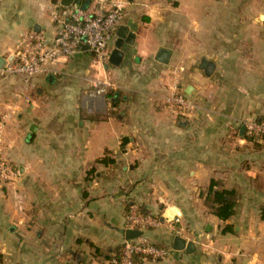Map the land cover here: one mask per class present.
Wrapping results in <instances>:
<instances>
[{"label":"crops","instance_id":"crops-1","mask_svg":"<svg viewBox=\"0 0 264 264\" xmlns=\"http://www.w3.org/2000/svg\"><path fill=\"white\" fill-rule=\"evenodd\" d=\"M54 1L0 0V58L30 31L54 36ZM119 26L134 39L118 66L94 67L82 47L56 74L0 76L1 154L16 170L0 185V264H107L131 205L169 249L138 264H264V140L242 131L264 119V0H128ZM173 70L198 106L187 119L162 104ZM104 77L115 89L86 100ZM212 181L237 194L225 221L204 201ZM176 236L194 249L173 250Z\"/></svg>","mask_w":264,"mask_h":264},{"label":"built area","instance_id":"built-area-1","mask_svg":"<svg viewBox=\"0 0 264 264\" xmlns=\"http://www.w3.org/2000/svg\"><path fill=\"white\" fill-rule=\"evenodd\" d=\"M128 0H88L87 6L81 5L55 9L51 20L55 34L47 39L42 33L30 31L18 41L14 54L5 60L0 68V76H22L30 79L38 75L56 74V67L80 52L82 47L93 58V66L104 70L110 56L109 43L115 37ZM84 39V41H82ZM173 70V83L168 93L162 97L166 109L181 118H189L198 112V106L191 101L178 85V73ZM109 78H94L85 92V99H103L114 90ZM7 115H0V185L8 184L16 177L15 168L1 154L2 131ZM244 135L254 141L264 136V119L246 120ZM128 229L144 232L148 227H157L160 222L155 218L139 214L136 206L131 205L126 214ZM175 222L178 217L175 216ZM169 249L159 246L145 236L124 240L118 255H112L107 264H138V261L166 258ZM137 260V261H136Z\"/></svg>","mask_w":264,"mask_h":264},{"label":"water","instance_id":"water-1","mask_svg":"<svg viewBox=\"0 0 264 264\" xmlns=\"http://www.w3.org/2000/svg\"><path fill=\"white\" fill-rule=\"evenodd\" d=\"M53 3L56 4V0ZM58 4L61 8H67L70 6L79 5V2L76 0H59ZM87 4L88 1L82 4L81 8L84 9L87 6ZM115 37H116V41L114 44V48L110 51L108 64L113 66H118L124 55L123 51L121 50L122 45L124 43L128 45H132L134 36L132 35V33L129 32L128 26H119L116 30ZM82 41H84V39ZM83 49H86V47L84 46ZM168 57H169V53L165 50H161L156 60L161 63H166ZM4 63L5 61L2 58H0V68L4 65ZM206 70L209 72L211 70V66H207ZM242 131L244 132V128L242 129ZM143 235H144L143 232L138 230L127 229L124 232L125 240L136 239ZM172 249L175 251L184 250L185 252L190 253V251L194 249V246L192 242H188L176 236L172 241Z\"/></svg>","mask_w":264,"mask_h":264},{"label":"trees","instance_id":"trees-1","mask_svg":"<svg viewBox=\"0 0 264 264\" xmlns=\"http://www.w3.org/2000/svg\"><path fill=\"white\" fill-rule=\"evenodd\" d=\"M247 140L252 141L250 139ZM262 140H264V136ZM97 163L113 164L114 162L112 159L107 158V156L105 155L103 158L99 159ZM216 185L217 184L213 181L210 183L208 189L204 193V201L206 207L211 213L218 217V219L225 221L229 219L235 212V208L237 206V194L231 190L229 191L226 189H216ZM261 219H264V209L261 210ZM119 252L120 249H118V252L114 255H118ZM110 258L111 256L109 257V259ZM139 262L141 261H138L137 263Z\"/></svg>","mask_w":264,"mask_h":264},{"label":"rangeland","instance_id":"rangeland-1","mask_svg":"<svg viewBox=\"0 0 264 264\" xmlns=\"http://www.w3.org/2000/svg\"><path fill=\"white\" fill-rule=\"evenodd\" d=\"M110 44V43H109ZM245 121V120H244ZM246 137V136H245ZM246 139H248L247 137H246ZM254 141H256V140H254ZM150 228H146L145 229V231H148Z\"/></svg>","mask_w":264,"mask_h":264}]
</instances>
